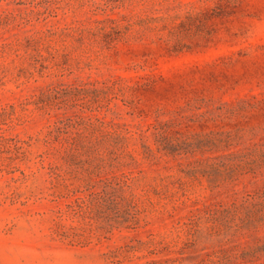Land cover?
Returning a JSON list of instances; mask_svg holds the SVG:
<instances>
[{
  "label": "rangeland",
  "instance_id": "374dc122",
  "mask_svg": "<svg viewBox=\"0 0 264 264\" xmlns=\"http://www.w3.org/2000/svg\"><path fill=\"white\" fill-rule=\"evenodd\" d=\"M0 264H264V0H0Z\"/></svg>",
  "mask_w": 264,
  "mask_h": 264
}]
</instances>
